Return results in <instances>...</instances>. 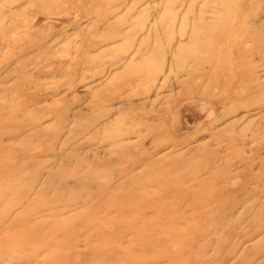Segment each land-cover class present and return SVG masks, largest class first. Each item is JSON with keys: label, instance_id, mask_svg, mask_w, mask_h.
Instances as JSON below:
<instances>
[{"label": "rangeland", "instance_id": "1", "mask_svg": "<svg viewBox=\"0 0 264 264\" xmlns=\"http://www.w3.org/2000/svg\"><path fill=\"white\" fill-rule=\"evenodd\" d=\"M191 1L0 0V264H264V0Z\"/></svg>", "mask_w": 264, "mask_h": 264}, {"label": "bare ground", "instance_id": "2", "mask_svg": "<svg viewBox=\"0 0 264 264\" xmlns=\"http://www.w3.org/2000/svg\"><path fill=\"white\" fill-rule=\"evenodd\" d=\"M196 0H192L191 1V3H194ZM242 2V1H241ZM186 4V3H185ZM188 5V4H187ZM240 5L242 6V3H240ZM190 6H188V8H189ZM17 8V7H16ZM23 8H25V7H23ZM209 8V7H208ZM8 9V8H7ZM21 10H23V9H21ZM190 10H191V8H190ZM18 11H19V9H18ZM201 11V10H200ZM205 11V10H204ZM0 12H1V9H0ZM20 12V11H19ZM13 13V12H12ZM203 13V12H202ZM198 14V13H197ZM200 14V13H199ZM200 16V15H199ZM204 19V18H203ZM201 21V20H200ZM262 23H263V21H262ZM247 25V24H246ZM252 24H249L248 25V28L250 27H252L251 26ZM201 28H204V29H206L207 27H208V24L207 23H204V22H202L201 21ZM199 26V27H200ZM200 33V32H199ZM7 37V36H6ZM116 37H118V35L116 36ZM8 38V37H7ZM148 38V37H147ZM241 39H245V38H247V39H250L252 42H254V41H258V39H262V38H258V37H254V36H252L251 34H249V35H245V36H242V37H240ZM193 39V38H192ZM236 39V38H235ZM148 40V39H147ZM146 39H144V41L146 42L147 41ZM262 40H264V38L262 39ZM144 41L142 42V43H144ZM195 44V43H194ZM196 45V44H195ZM237 51V53H238V55L239 56H243L244 54H245V52L242 50V49H237L236 50ZM251 51V50H250ZM143 53L144 52V50H143V48H137V50H136V52H135V54L136 53ZM250 53V52H249ZM145 55H147L146 54V52H145ZM247 57V56H246ZM263 61H264V57L263 58H261ZM132 60V59H131ZM150 60V59H149ZM16 62V61H15ZM153 62V61H152ZM185 62V61H184ZM187 62V61H186ZM230 65V64H229ZM253 69V68H252ZM157 71V70H156ZM159 72V71H158ZM253 72H254V70H253ZM234 74V73H233ZM254 74V73H253ZM203 77V76H202ZM255 79H256V77H255ZM254 81V80H253ZM259 81V80H258ZM8 82V81H7ZM255 85V84H254ZM197 86V85H196ZM197 88V87H196ZM208 88V87H207ZM198 89V88H197ZM246 89V88H245ZM258 89H261V86H258ZM216 90V89H215ZM257 90V88H250V90L249 91H252V92H254V91H256ZM216 91H218V90H216ZM237 92V91H236ZM159 92H157V94H158ZM214 96V95H213ZM215 97V96H214ZM224 103V102H223ZM216 123V122H215ZM235 123V122H234ZM231 124V123H230ZM232 125V124H231ZM234 129V128H233ZM123 135L124 134H121V136L123 137ZM220 138V137H219ZM122 139V138H121ZM257 231H261V230H257Z\"/></svg>", "mask_w": 264, "mask_h": 264}]
</instances>
